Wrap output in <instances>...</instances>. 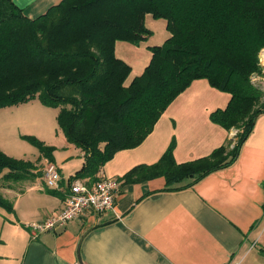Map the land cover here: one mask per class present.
<instances>
[{"label": "trees", "instance_id": "16d2710c", "mask_svg": "<svg viewBox=\"0 0 264 264\" xmlns=\"http://www.w3.org/2000/svg\"><path fill=\"white\" fill-rule=\"evenodd\" d=\"M148 15L166 21L169 38L148 47V66L126 84L132 68L116 56V43L147 42L153 35L145 24ZM262 49L264 0H61L34 19L13 0H0V110L35 99L59 108V130L84 153L69 184H93L118 152L144 143L195 81L206 80L230 96L225 108L211 113V122L228 132L236 129L237 138L181 164L173 139L159 161L119 178L124 184L163 178L162 191L186 190L231 167L264 115V90L253 80L263 71ZM23 138L40 156L15 159L0 150V188L44 179L39 160L55 164L54 147ZM0 209L15 214L1 192ZM260 254L264 259V248Z\"/></svg>", "mask_w": 264, "mask_h": 264}, {"label": "crops", "instance_id": "0c3cea01", "mask_svg": "<svg viewBox=\"0 0 264 264\" xmlns=\"http://www.w3.org/2000/svg\"><path fill=\"white\" fill-rule=\"evenodd\" d=\"M60 1L13 0L32 19ZM125 44L116 43V56L130 64L118 53ZM229 100L228 94L213 89L206 80L195 81L171 104L141 146L118 152L102 173L119 179L138 165L154 164L173 139L177 163L210 155L231 139L228 131L210 120L211 113L225 108ZM17 108L1 109L0 115ZM66 150L69 156L59 164L57 148L54 152L63 178L60 191L48 189L43 176L16 189L0 188L15 209V214L0 209V264H264L260 254L264 248V115L257 119L238 160L194 187L162 191L163 178L123 183L113 211L104 216L88 214L56 232L33 237L27 226L61 210L69 179L84 164L80 149L67 141ZM74 158L79 165L65 173L64 165ZM34 190L52 200L41 198L43 203L33 209L28 221L18 205Z\"/></svg>", "mask_w": 264, "mask_h": 264}, {"label": "rangeland", "instance_id": "374dc122", "mask_svg": "<svg viewBox=\"0 0 264 264\" xmlns=\"http://www.w3.org/2000/svg\"><path fill=\"white\" fill-rule=\"evenodd\" d=\"M40 15L41 14H38L36 17ZM148 16L146 17L145 24L146 27L153 32L152 37L140 46H134L131 44L126 45V43L125 45L127 47L118 48L119 55L126 57V59L130 61V64H128L131 66L133 71V75L130 76L126 84L129 83L134 76L141 75L146 66L149 64L151 52L148 47L162 46L169 38V32L166 29V21L155 20L150 15ZM253 80L264 90V70L261 71V75H255ZM42 105L43 104L39 99H35L27 104L25 103L19 105V108L12 109L7 115H3V113H1L0 150L2 152L15 159L35 161L40 156L38 149L23 138L33 136L45 145L57 148L56 160L58 164L68 158L69 151L66 150L67 141L63 132L59 130L57 123L59 108H48L44 105L43 107ZM15 107L17 106L9 108ZM14 119H17L16 123L14 125H10L9 123ZM229 134L231 139L226 141L225 144L227 146H229V144L237 138L238 131L236 129H232L231 132L229 131ZM72 160L64 165L63 171L65 173L68 172L70 168L77 167L80 163L76 158ZM36 164L40 169H43L45 165L49 164V162L42 159L36 162ZM41 198L45 197L39 195L34 190L19 200L18 209L25 220L29 219L35 207L40 206L43 203ZM45 199L52 200L50 197H46ZM0 224H2L1 217ZM252 264H256V262Z\"/></svg>", "mask_w": 264, "mask_h": 264}, {"label": "built area", "instance_id": "2783aa9c", "mask_svg": "<svg viewBox=\"0 0 264 264\" xmlns=\"http://www.w3.org/2000/svg\"><path fill=\"white\" fill-rule=\"evenodd\" d=\"M259 62L264 70V49L260 52ZM102 172L99 173L97 182L93 184L85 180H75L69 184L61 210L42 222L29 224L27 229L31 235L38 237L43 233L56 232L88 214L104 216L113 211L123 183L118 178L104 176ZM62 181L58 167L55 164H47L44 169L46 187L60 191ZM229 264H242V262L231 261Z\"/></svg>", "mask_w": 264, "mask_h": 264}]
</instances>
